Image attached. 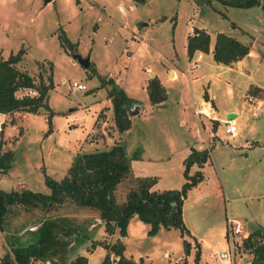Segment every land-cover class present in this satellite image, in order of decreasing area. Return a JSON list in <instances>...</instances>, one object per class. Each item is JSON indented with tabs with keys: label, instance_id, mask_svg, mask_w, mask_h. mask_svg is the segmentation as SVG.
<instances>
[{
	"label": "rangeland",
	"instance_id": "obj_1",
	"mask_svg": "<svg viewBox=\"0 0 264 264\" xmlns=\"http://www.w3.org/2000/svg\"><path fill=\"white\" fill-rule=\"evenodd\" d=\"M209 1L0 0L2 58L22 46L18 69L36 82L41 77L46 84L48 74L53 79L46 93L53 111L50 122L41 107L36 112H11L0 123V157L12 153L9 166H0V189L49 194L44 177L60 180L77 153L123 143L131 170L114 191V201L120 204L143 176L155 178L153 190L179 188L185 180L182 161L190 147L208 149L201 167L190 170L193 174L199 169L202 179L183 200L189 253H183L179 230L160 228L148 235V224L136 218L120 241L124 255L138 263L141 259V264H192L196 246L191 239L199 243L197 264H233L232 258L218 257L228 250L226 218L239 220L243 231L264 230V0L245 8ZM194 27L209 35L210 48L221 32L248 44L249 51L228 66L215 62L211 49L195 51L191 59L184 51L182 57L184 30L185 39ZM60 29L75 44L73 50L60 46ZM73 53L88 56L90 66L81 67ZM197 53L202 58L193 66ZM151 74L161 77L167 94L156 105L149 103L145 91ZM101 78L112 79L136 101L128 108L138 111L130 116L129 132L116 131L106 96L109 85L102 86ZM73 82L86 88L77 90ZM193 103L208 105L214 120L196 116ZM230 119L237 128L234 136L223 129V121ZM9 208L0 230V257L11 244L32 243L37 236L34 224L49 217L76 230L52 264H67L76 255H84L87 264H99L105 250L99 245L91 248V241L112 243L118 238L117 230L104 232L96 209L77 206L68 198L49 210L39 204ZM246 254L235 251L234 264H245Z\"/></svg>",
	"mask_w": 264,
	"mask_h": 264
},
{
	"label": "trees",
	"instance_id": "obj_2",
	"mask_svg": "<svg viewBox=\"0 0 264 264\" xmlns=\"http://www.w3.org/2000/svg\"><path fill=\"white\" fill-rule=\"evenodd\" d=\"M130 1L134 4L145 2V0ZM215 1L224 6L238 8L260 5L259 0ZM261 9L264 13V4ZM164 18L161 16L160 20ZM214 38L213 46L210 48L209 35L204 30L194 27L191 34L185 37L186 57L191 59L195 51L207 53L211 49L214 61L228 66L244 58L249 51L248 44L233 36L218 32ZM57 39L62 48L70 50L75 48V44L68 41L62 29L59 30ZM23 54L24 49L21 46L15 53L10 52L6 58L0 56V113L9 115L16 111L36 112L43 107L47 120L50 122L53 111L47 103L46 93L47 90L53 88V79H51V74H48L46 84L41 77H38L39 80L36 82L27 72L19 70L17 64ZM91 71L95 73L93 67ZM107 84L109 88L106 96L111 103L113 125L117 132H124L131 124L129 113H127L129 105L136 101L126 95L112 79L101 78V85ZM28 88L34 89L36 94L15 95L16 91ZM145 91L151 105L163 102L167 96L157 76L149 78L145 84ZM208 156V149L190 147L189 153L182 161L185 180L179 188L153 190L152 185L155 183V178L143 176L136 179V187L126 193L125 200L117 204L113 198L116 186L131 170L124 144H112L106 149L77 153L73 162L66 168L67 173L60 180H55L49 175L44 177V184L49 189V194L32 190L7 192L0 189V230H3L5 216L10 210L9 207L13 205L31 207L39 204L49 210L50 206L58 205L68 198L77 206L96 209L104 225V232L107 234H113L117 230L118 238L112 243L103 242V240L91 241V248L99 245L105 250L99 264H141V259L138 263L124 255L125 245L120 241V238L126 235L128 221L132 217L148 224L149 228L146 231L148 235L156 234L159 228L179 230L183 253L187 255L191 244L185 239L186 235H190L182 221L183 200L187 191L195 187L196 183L202 179L199 169L194 170L193 174H190V170L194 166L201 167ZM11 157L12 153L9 151L3 152V156L0 157V166L6 169ZM39 221L37 228L34 229L37 233L36 239L27 245L11 244L8 251L0 257V264H30L32 260H45L52 264V257L65 252L70 245L68 235L76 233V230L63 227L57 217L44 218ZM246 238L242 247L251 256L250 264H264V230L255 227ZM191 240L195 241L196 246L192 264H197L199 243L195 239ZM90 249L88 248L87 251ZM87 262L84 255H76L67 264H87Z\"/></svg>",
	"mask_w": 264,
	"mask_h": 264
},
{
	"label": "built area",
	"instance_id": "obj_3",
	"mask_svg": "<svg viewBox=\"0 0 264 264\" xmlns=\"http://www.w3.org/2000/svg\"><path fill=\"white\" fill-rule=\"evenodd\" d=\"M202 56L200 53L196 54V59L193 60V66H198V59H200ZM187 72V69H186ZM72 86L75 87L77 90H83L85 89V85L82 83L73 82ZM21 95H35L36 91L32 88L28 89H22ZM193 111L196 116H203L209 120H214L211 116L212 110L208 105L200 104L197 105L196 103H193ZM224 124V132L228 136L232 135L234 136L237 132V128L233 120H227L223 121ZM249 232L243 231L242 229V223L239 220L236 219H229L226 218L225 223V229H224V238L226 239V242L228 243V250L227 252H219L218 257L223 260H227L229 258H232L233 264L235 262L234 252L240 251L241 253H247L246 250L242 247L243 241L248 235ZM248 255V256H247ZM247 259H245V264H250L251 256L247 253L245 255Z\"/></svg>",
	"mask_w": 264,
	"mask_h": 264
},
{
	"label": "crops",
	"instance_id": "obj_4",
	"mask_svg": "<svg viewBox=\"0 0 264 264\" xmlns=\"http://www.w3.org/2000/svg\"><path fill=\"white\" fill-rule=\"evenodd\" d=\"M186 32V30H184V33ZM188 32V31H187ZM184 33H183V37L181 38L182 40H181V43H182V48H183V52H182V57H183V55H184V51H185V39H184ZM211 47V46H210ZM0 56H1V52H0ZM2 57V56H1ZM196 57V56H195ZM202 58V57H201ZM200 58V59H201ZM166 70V69H165ZM171 72L173 73V77L174 76H176L175 75V73H176V70H175V68L173 67L172 69H171ZM167 73H168V70H166V74L165 75H167ZM152 75V74H151ZM152 76H157L158 78H159V80H160V82H161V84L163 85V83H162V81H161V77L160 76H158L157 74H155V75H152ZM167 77V76H166ZM164 86V85H163ZM257 87H259V86H257ZM261 88V87H260ZM21 94H22V90H18V91H16L15 92V95L16 96H21ZM259 103H261V101H258ZM7 114H1L0 113V123L2 124V123H4V119L6 118L5 116H6ZM130 117V116H129ZM130 129V128H129ZM129 129H127L125 132H129L128 130ZM129 168H130V162H129ZM134 170H136V168L134 169ZM133 170V171H134ZM137 173H138V171H136ZM136 174V173H135ZM136 217H132L129 221H131V220H133V219H135ZM129 221H128V223H129ZM129 225V224H128ZM128 227V226H127ZM160 229V228H159ZM47 263H48V261H46ZM188 263H190L189 261H188Z\"/></svg>",
	"mask_w": 264,
	"mask_h": 264
},
{
	"label": "water",
	"instance_id": "obj_5",
	"mask_svg": "<svg viewBox=\"0 0 264 264\" xmlns=\"http://www.w3.org/2000/svg\"><path fill=\"white\" fill-rule=\"evenodd\" d=\"M48 1H50V0H43V4L46 3V2H48ZM72 59H73V60H76V62H77L81 67L87 68V67L90 65V59H89L88 56H82V57H80L78 54L73 53V54H72ZM137 112H138V111H137L136 109L133 110V111H130V110L128 109V112H127V113H129V116H131V115H136ZM39 223H40V221L37 222V224H34V225H38ZM29 229H31V228H29ZM112 260L115 261V259H112Z\"/></svg>",
	"mask_w": 264,
	"mask_h": 264
}]
</instances>
